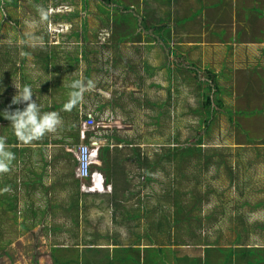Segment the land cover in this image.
Instances as JSON below:
<instances>
[{
    "label": "rangeland",
    "instance_id": "374dc122",
    "mask_svg": "<svg viewBox=\"0 0 264 264\" xmlns=\"http://www.w3.org/2000/svg\"><path fill=\"white\" fill-rule=\"evenodd\" d=\"M8 1L0 0V113L17 94L15 84L21 89L30 85L41 109L60 110L63 120L75 117L78 124L92 111L90 99L100 96L96 105L103 107L91 112L95 125L86 130L96 133L124 123L126 127L114 136L126 135L137 146L106 149L104 171L109 176L116 172L112 176L113 192L107 196L80 195L81 201L74 178L76 165L64 144L81 145L80 140L76 143L74 133L59 128L56 133L28 145L32 150L12 151L16 156L12 170L0 175V264H146L143 255L149 264L162 261L172 264L177 254L186 264H258L251 261L250 251L236 248L246 238L248 223L238 216L232 226L221 218L226 213L227 219L231 218L228 209L236 208L238 194L247 190L254 194L251 183L256 180L249 179L246 164L240 155L234 157L232 145L216 157L209 154H216L215 144L264 142L261 76L251 85H235L243 94L234 89L237 96L222 99L225 102L220 105L218 94L209 93V83L204 81L211 80V87L218 84V77L211 73V63L203 60L204 66L186 72L188 68L176 62L186 54L175 57L181 50L178 45L184 41L182 29L186 17L183 16L196 14L175 8L174 0L150 2L151 13L162 19L165 13V19L161 21L163 28L156 29L149 25L152 18H146L143 24L148 26L147 30L141 23L137 25L135 18L122 19L126 12L141 16L144 1L15 0L7 4ZM221 2L218 0V4ZM126 4L129 7L124 9ZM259 8L251 12L261 11L262 5ZM40 9L48 13L46 21L41 22ZM219 11L216 6L207 10L213 18ZM177 13L182 16L175 22L167 20ZM33 20L37 25L28 27L25 21ZM58 30L67 33L58 36ZM228 31L229 36L232 33L236 38H245L242 26L228 30L223 26L216 32L226 35ZM253 31L256 32L254 27ZM119 34L125 40H119ZM249 35L254 39V33ZM157 36L166 40L164 44L159 39L151 44ZM199 36V31L193 32L194 38ZM52 38L59 45L48 44ZM228 39L225 40L229 42ZM255 47L263 48L264 44ZM195 53L204 56L205 52L201 49ZM45 57L47 65H44ZM236 62V68L243 67L238 59ZM220 63L222 67L225 65L223 60ZM179 67L185 70L179 71ZM255 69L248 68L250 72ZM230 71L227 68L225 74L232 80L236 75ZM194 72L199 75L197 85L202 88L204 85L206 95L217 99L208 106L206 95L193 82ZM178 73L181 81L192 83L177 82ZM77 81L85 86L76 103L79 109L65 111L64 106L72 95L80 92L72 87ZM176 83L180 88L172 99V87L176 88ZM141 86L145 91H140ZM98 89L104 92L99 95ZM90 91L95 94L91 95ZM46 96L54 102L45 104ZM24 106L11 105V110ZM119 109L124 116L119 115ZM232 128L236 132H231ZM12 134L10 121L0 115V136L11 138ZM200 136L201 152L180 154L185 147L198 146ZM107 140L116 142L113 137L103 138L101 142L105 144ZM168 147L178 150L173 160L172 156H164ZM251 148L250 145L246 156L248 162L254 154ZM204 153L210 158H205ZM145 159L154 161L152 168L143 163ZM175 190H178L176 196ZM11 201L15 203L14 210L8 207ZM177 202L181 206L179 211H176ZM251 205L250 199L241 200L239 206L250 211ZM197 243L207 245L203 249L204 258L200 257L202 249L195 246ZM216 243L221 247L213 248ZM152 244L157 245L146 246ZM184 250L192 254V259L184 257Z\"/></svg>",
    "mask_w": 264,
    "mask_h": 264
},
{
    "label": "crops",
    "instance_id": "0c3cea01",
    "mask_svg": "<svg viewBox=\"0 0 264 264\" xmlns=\"http://www.w3.org/2000/svg\"><path fill=\"white\" fill-rule=\"evenodd\" d=\"M2 1H4V0H2ZM142 1H144L145 6L143 7V12H142L141 16H139L138 14L132 13V12H126V13H123L124 15H123L122 19L125 20L126 17L127 18H129V17L135 18L136 22H138L137 25H139V23H141L143 25V28L146 30H147L146 27H148V26L143 24V22L146 18H152V20L149 19V25L151 27H152L151 24H153V26H155V25L163 23V22H159V21H163L165 19L164 18L165 13L163 15V19L161 16H159L157 18L151 13L152 12V10H151L152 6L150 5V2L151 1H155L156 3H158V2L156 0H139V3ZM221 1L222 2L218 4V0H174L175 8H178V9L184 8L188 12H193L196 14L195 16H193L191 14L183 16V17H186V19H183L185 21V24H184V27L182 29V33L184 35V39H183L184 41L182 42V45H178L179 49L181 48V50L178 51L177 56H175V57L182 55L184 52L186 54H184L183 58H181L180 60H176V62L180 66L183 64L185 68H188L186 72H190L191 69L197 70L198 69L197 67L201 68V65L204 66L203 62H202L203 60H207V62H209L208 64L211 63L212 64L211 73H215L216 78L218 77V79H217L218 84H215L214 87H211L212 86L211 80H209L208 78H205L204 81H207L209 83V86H210L209 87L210 88L209 93L218 94L219 103H221L220 105L224 104V102H225V100H222V99H225V98L230 99V97L235 98V96H237L234 92V89L237 92L241 93V88H236L235 85H240V87H242L246 83H249L251 85L260 76H261V83L260 84H264V47L263 48L255 47L256 45L264 44V0H221ZM134 3L139 5V3L135 2V1H134ZM159 3L162 4L161 1ZM261 5H262L261 11L251 12V10H253L254 8L260 9L259 6H261ZM215 6L219 7L220 11L213 18L208 14L207 10L209 8L215 7ZM128 7H129V4H126V6L123 8L127 9ZM148 8H150L149 9L150 13H147V11H146V9H148ZM227 10H230V13L228 15H227ZM173 15H175L176 17H172L171 20H169V19H167V20L171 21V22H175V20H177L179 18V16H182V13H177V14H173ZM247 15H248V17H247ZM107 19H109L108 16H107ZM196 20H197V22H194ZM252 20L255 21L254 26L252 25ZM157 22H159V23L157 24ZM106 25L109 26V21L107 22ZM248 25H250V27ZM223 26L226 27L227 30H228V28L230 29V27H232L234 29L236 27L242 26V29L245 30V32L243 34V35H245L244 40L240 39L239 37L236 38V36H234V35L232 36V33H231V36H229V33H230L229 31L227 32L226 35H222L219 32H216L218 30V28H223ZM253 27L256 29V32L253 31ZM156 29H158V28H156ZM193 29H194V31L200 32V36L198 38L193 37V32H194ZM214 29H215V31L213 32ZM238 30H241V29H238ZM152 31H153V33H155L154 29ZM64 33L65 32L63 30H60V31L58 30L56 35L64 37V35H63ZM250 33L255 34L254 39H252V37L249 35ZM56 35L54 37H56ZM228 37H232V39L229 40ZM256 38H261V39L257 40ZM156 39H159L162 44H164L162 41H166L165 39L157 36L154 38V40L151 42V44L155 43ZM225 39H228L229 42H227ZM119 40H125V37L122 34H119ZM57 41H58L57 39L52 38L50 40V42H48V44H52V45L58 44L59 45L60 42H57ZM225 42H227V43H225ZM223 43H224V46H222ZM179 44H180V41H179ZM208 45H212V46H210L208 48ZM180 46H182V47H180ZM225 46H227L226 49H225ZM201 49L205 52L204 56L198 55L197 54L198 52L195 53L197 50L199 51ZM167 50H169L168 46H167ZM167 50H166V52L168 55ZM176 50H178V49H176ZM187 56H189V57H187ZM197 57H198V59H197ZM45 59H46V57H45ZM237 59H238V64L243 66V67L236 68L235 63H237L236 62ZM260 59H262V61L259 65ZM221 60H223L225 62V65L223 67L221 66V63H220ZM184 67H182V68L179 67V71L185 70ZM253 67H256V69L253 72H250L248 70V68H253ZM227 68L229 70H231L230 72H232L233 74L236 75L232 78V80H229L228 76L225 74V71ZM255 71H257V72L255 73ZM223 74H224V77H223ZM88 76H89V74H86L87 81H88ZM209 76L211 77L212 74H210ZM192 77H193V82L196 83V85H197V82L199 80V75L197 76L196 73L194 72V75L192 74ZM146 78L150 79L151 77H146ZM119 81L122 84V81L121 80H119ZM173 82H174V80H173ZM177 82H179V83L180 82L192 83L190 81H184V80L181 81L179 79V73H178ZM197 87L203 92V96L205 97V95H206L205 86L203 85V88H202L198 84ZM229 87H231V89H229ZM172 88L174 89V93L172 94V99H174L175 97H177L175 92L178 91V89L180 88L179 84L176 83V88H174V87H172ZM261 89L264 90V85L262 86ZM97 91H98L97 94H99V91L104 92L103 90H100V89H98ZM140 91H142V92L145 91V87L141 86ZM134 92L136 94L138 93L137 87L135 88ZM90 93H91V95L95 94V92H91V91H90ZM241 94H243V93H241ZM93 98L94 97H92L90 99V101H92ZM108 98H109V102H111V96H109ZM33 99L34 100L36 99L34 94H33ZM46 100H47V102H46ZM50 100H51V102H54L53 98L51 99L49 96H46L45 97V104L50 102ZM216 100L217 99H211V100H209V103H211V101L215 102ZM209 103H207L206 105L208 106ZM212 104L216 106V103H212ZM213 105H212V107H213ZM220 108L221 107H219V109ZM121 109H119V115L124 116V112H122ZM123 110H124V108H123ZM42 111H46V107H43ZM56 112L59 113L60 117H61V113L63 114V112L60 110L56 111ZM69 118H70V121H66L65 118H64V120L62 119L63 124L60 128H62V130L65 129L67 131V132L65 131L66 133H74L73 137L77 141L76 143H78L79 139H80L78 137V132H77V130H78L77 129L78 128V119L75 117H69ZM123 125H125V126H123ZM146 125H149V124L146 123ZM204 126L206 127L205 124H204ZM124 127H126V124L123 123L121 125H116L115 127H110L107 129L100 130L98 132L99 133L98 136H99L100 141L103 138L111 139L112 137L115 138V140H116V142H110V140H107V142L105 144L101 142L103 144V147L101 149L102 156H104V151L106 149L107 150L108 149L110 150L111 148H112V150L113 149H122V148L128 147V145L130 148L137 146V145H133V142L128 141L129 138L126 135H118V137L114 136L115 133H120V131H122L124 129ZM116 128H119V129H116ZM222 130H224V129H222ZM261 131H264V128L261 129ZM231 132H236V130H234V128H232ZM89 133H92V132L89 131ZM226 138H227V136H226ZM199 140H201V141L198 144ZM46 142H44V143H46ZM53 143H56V142H53ZM202 143H203V139H202V136H200L197 139L196 144L198 146H200ZM7 144H8V147L10 148L11 151L15 150L18 152V151L32 150V148L30 146L24 145V144H21L20 142H18L14 134H12L11 138H7ZM64 144L67 147V149L70 151V152H66V153L72 155L73 158H71V159H72L73 163H75V165H76V160L74 157L76 145L74 147H72V143H69V145H68V143L65 142ZM167 144H169V142H167ZM32 145H34V142L32 143ZM215 145L216 146L214 147V149L216 148L215 150L217 152H219L220 154H223V152H225V150L227 151V148L229 147V145L230 146L232 145L231 147L233 148V154H235L234 157L238 158V156H236V154L240 155L242 157L241 160H243L244 163L246 164L248 172L250 173L249 179L256 180V182L252 181V183H251L252 187L254 189V192H253L254 194H252L251 192L249 193V190L245 191L244 193L238 194L236 196V202H235L236 208H231L230 210L228 209V211H229L228 214L231 218L227 219V213L225 215H222L221 218L224 220L223 221L224 223L226 221V222L231 223L233 226L232 222L237 221L238 216L243 217V219L248 223V227L250 229L248 230V232L246 234V238L244 240H242L241 243L239 244V246L236 248H238L240 251L244 250V252L250 251L249 255H250L251 261L259 262L258 264L264 263V206L262 207V205L264 204V142L261 141L259 143V145H256L255 141L254 142H248L247 144L236 143V141H234V143L228 144V146L226 145V143H224L223 145H221V144H215ZM250 145L252 147L251 148L252 154L253 153L254 154L252 155L251 162H248V158H246V156L249 155L248 153L250 150ZM212 146H214V145H212ZM20 147H24L23 150L20 149ZM244 147H245V149H243ZM217 152L213 157H216L218 155ZM139 158H140V156H139ZM103 164H104V162H103ZM141 175H143V173ZM228 178H229V176H228ZM230 194H235V193H230ZM80 195H85V194L79 193V200L81 201L82 199L80 198ZM90 195H92V194H90ZM93 195H96V194H93ZM98 195L101 196L100 194H98ZM250 199L252 200V205H251L252 209L250 211H246L239 206L241 204V200L244 201V200H250ZM12 203H13V205H12L10 210L15 209V203L14 202H12ZM230 204L231 203L229 202L228 207H230ZM78 208H79V206H78ZM78 216H79V214H78ZM78 224H79V217H78ZM115 225H117V224L115 223ZM230 229H232V228H230ZM59 234L63 235V233H59ZM252 240H257V242H254ZM220 242H222V241L220 240ZM243 242H245V244ZM195 246H199L202 249V251L200 252V257L204 258L205 254H204L203 249L207 245H205V244L199 245L197 243ZM217 246H220V244L216 243V244L212 245L213 248H216ZM182 247L183 248H189L190 246L185 247L183 245ZM184 257L186 259H192V254L189 253L187 250H184ZM250 259H248V260H250ZM172 260H173L172 264H186V262L182 259V256L180 254H177L176 258L172 259ZM163 262L164 261H162L161 264H163ZM192 264H194V263H192Z\"/></svg>",
    "mask_w": 264,
    "mask_h": 264
},
{
    "label": "clouds",
    "instance_id": "9594fccd",
    "mask_svg": "<svg viewBox=\"0 0 264 264\" xmlns=\"http://www.w3.org/2000/svg\"><path fill=\"white\" fill-rule=\"evenodd\" d=\"M71 10V9H70ZM69 10V11H70ZM41 22L48 19V13L43 9H40ZM28 27L32 28L37 25V21H25ZM163 25V23L158 24V26ZM154 28H156L154 26ZM60 31V30H59ZM164 42V41H162ZM90 86V85H89ZM17 88V94L12 97L11 103L8 108H6L0 115L5 119L10 121L12 125L13 134L15 135L18 142L24 145H31L35 141L43 139L46 135L51 133H56L57 130L62 126L63 121L58 112L55 111H42L41 105L37 103V100L33 99V91L30 85H24L21 89L15 84ZM72 87L80 89L79 93H74L69 103L64 106L65 111H70L77 107V102L85 90V86L82 82H75ZM103 92L100 91L99 95ZM100 97V96H99ZM99 97H95L92 100V113L100 110L103 104L96 105V100ZM24 104L25 106L21 108H16L11 110V105ZM76 104V105H75ZM85 108L87 109V103H85ZM84 108V109H85ZM79 109V108H77ZM73 110V112L75 111ZM91 112L88 113L86 120H81L78 124V137L81 144H87L89 147L92 146L89 165V174L85 178H78L74 169V178L77 180L78 192L82 194H100V195H111L113 192V183L107 182V171L103 168V156L101 154V149L103 144L101 143L98 132L89 133L86 129L93 127L95 125V119ZM116 126V125H115ZM108 126L103 129H107ZM101 129V130H103ZM91 132V131H90ZM98 137V139H92L93 137ZM74 153V157L77 165V149ZM70 152V151H68ZM16 159L15 153L9 150L7 144V138L0 136V175L9 173L12 170V162ZM157 244L146 245L149 248L154 247ZM145 246V247H146Z\"/></svg>",
    "mask_w": 264,
    "mask_h": 264
},
{
    "label": "trees",
    "instance_id": "16d2710c",
    "mask_svg": "<svg viewBox=\"0 0 264 264\" xmlns=\"http://www.w3.org/2000/svg\"><path fill=\"white\" fill-rule=\"evenodd\" d=\"M15 3V0H9L8 2H6L7 4H10V3ZM159 22H161V21H159ZM159 22H157V24L159 23ZM164 25H166V24H164ZM155 27L156 28H158V29H162L163 28V25H161V26H158V25H155ZM43 59V58H42ZM48 59V58H47ZM47 59H45V60H43V61H45V63H44V65H47L48 64V61H47ZM17 70V68L16 67H14V72ZM206 97H207V100H206V104L207 103H209V100H211V98L209 97V95L207 94L206 95ZM200 141L201 140H199V142H198V144L200 143ZM168 150H167V152H165V154H164V156L165 157H169V156H172V160L173 159H175V156H178V155H176V152L178 151L177 149L178 148H174V149H176L177 151H174L173 150V148H170V147H168L167 148ZM185 150H183V151H180V154H187V155H189V154H193V153H197V151H199V152H201L202 150H201V148H200V146H193V147H185L184 148ZM214 151H216L215 149H213ZM15 151V150H14ZM217 152V151H216ZM217 154L218 155H220V153L219 152H217ZM210 156H212L213 157V155L212 154H209ZM208 154H205L204 153V157L205 158H210V156H209ZM138 161L140 160V158H139V156H138V159H137ZM143 163H146V166L147 167H149V168H152V164L154 163V161L153 162H149L147 159H145V160H143ZM116 174V172H111V175L109 176L108 175V173H107V177H106V180H107V182H115V179L112 177V176H114ZM147 177V176H146ZM231 176H229V178H230ZM8 185H11V183L10 182H8L7 183ZM180 188H178V190H179ZM178 190H175V196H176V193H177V191ZM174 196V197H175ZM7 202V201H6ZM9 203V208H11L12 206L11 205H13L12 204V201L11 202H8ZM178 204H179V202H177V205H176V211H179L180 209H181V206H178ZM135 217V216H134ZM143 258H145L146 260V264H149V263H147L148 262V260H147V256L146 255H143ZM151 263V262H150ZM139 264H144V263H142V262H139ZM153 264H155L154 262H153Z\"/></svg>",
    "mask_w": 264,
    "mask_h": 264
},
{
    "label": "built area",
    "instance_id": "2783aa9c",
    "mask_svg": "<svg viewBox=\"0 0 264 264\" xmlns=\"http://www.w3.org/2000/svg\"><path fill=\"white\" fill-rule=\"evenodd\" d=\"M92 146L89 147L87 144H81L77 149V165H76V175L78 178H85L89 174V161L91 156Z\"/></svg>",
    "mask_w": 264,
    "mask_h": 264
}]
</instances>
